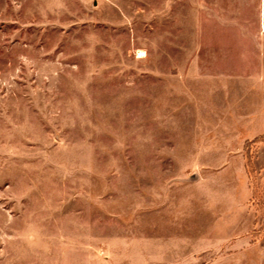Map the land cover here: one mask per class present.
Listing matches in <instances>:
<instances>
[{"label":"rangeland","instance_id":"374dc122","mask_svg":"<svg viewBox=\"0 0 264 264\" xmlns=\"http://www.w3.org/2000/svg\"><path fill=\"white\" fill-rule=\"evenodd\" d=\"M264 0H0V264H264Z\"/></svg>","mask_w":264,"mask_h":264},{"label":"crops","instance_id":"0c3cea01","mask_svg":"<svg viewBox=\"0 0 264 264\" xmlns=\"http://www.w3.org/2000/svg\"><path fill=\"white\" fill-rule=\"evenodd\" d=\"M234 139L238 145L245 139L264 134V108L259 107L246 112L235 113Z\"/></svg>","mask_w":264,"mask_h":264}]
</instances>
